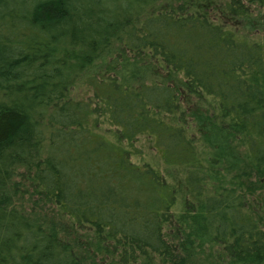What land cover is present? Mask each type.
<instances>
[{"label": "trees", "instance_id": "obj_1", "mask_svg": "<svg viewBox=\"0 0 264 264\" xmlns=\"http://www.w3.org/2000/svg\"><path fill=\"white\" fill-rule=\"evenodd\" d=\"M0 264H264V0H0Z\"/></svg>", "mask_w": 264, "mask_h": 264}, {"label": "rangeland", "instance_id": "obj_2", "mask_svg": "<svg viewBox=\"0 0 264 264\" xmlns=\"http://www.w3.org/2000/svg\"><path fill=\"white\" fill-rule=\"evenodd\" d=\"M240 26H241L242 29H245V23L241 22ZM261 28H262V27L257 26V27L253 30V34H257V33L261 30ZM245 30H246V29H245ZM246 31H247V30H246ZM249 34H251V33L249 32ZM251 35H252V34H251ZM120 67H122L123 70H124V66H123V65H121ZM80 91H82V90H80ZM145 148H146V146H144V149H145ZM144 155H145V158H146V159H148V158L150 157V154L147 155V153H144Z\"/></svg>", "mask_w": 264, "mask_h": 264}]
</instances>
